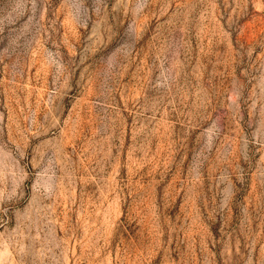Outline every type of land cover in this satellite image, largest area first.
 <instances>
[{"label": "rangeland", "instance_id": "rangeland-1", "mask_svg": "<svg viewBox=\"0 0 264 264\" xmlns=\"http://www.w3.org/2000/svg\"><path fill=\"white\" fill-rule=\"evenodd\" d=\"M0 264H264V0H0Z\"/></svg>", "mask_w": 264, "mask_h": 264}]
</instances>
